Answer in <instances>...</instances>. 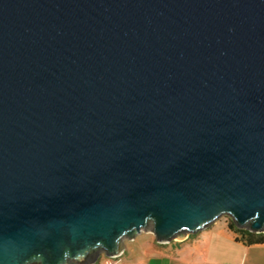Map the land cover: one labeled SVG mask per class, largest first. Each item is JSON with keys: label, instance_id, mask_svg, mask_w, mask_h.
<instances>
[{"label": "water", "instance_id": "water-1", "mask_svg": "<svg viewBox=\"0 0 264 264\" xmlns=\"http://www.w3.org/2000/svg\"><path fill=\"white\" fill-rule=\"evenodd\" d=\"M222 216L264 233V0H0V264Z\"/></svg>", "mask_w": 264, "mask_h": 264}, {"label": "crops", "instance_id": "crops-1", "mask_svg": "<svg viewBox=\"0 0 264 264\" xmlns=\"http://www.w3.org/2000/svg\"><path fill=\"white\" fill-rule=\"evenodd\" d=\"M151 239L127 241L120 255H102L94 264H264V244L237 242L225 226L209 227L176 250L169 243L158 244L153 236Z\"/></svg>", "mask_w": 264, "mask_h": 264}, {"label": "trees", "instance_id": "trees-1", "mask_svg": "<svg viewBox=\"0 0 264 264\" xmlns=\"http://www.w3.org/2000/svg\"><path fill=\"white\" fill-rule=\"evenodd\" d=\"M226 227L234 234L237 242L245 245L264 244V233H253L246 229L237 228L230 218H228Z\"/></svg>", "mask_w": 264, "mask_h": 264}, {"label": "rangeland", "instance_id": "rangeland-1", "mask_svg": "<svg viewBox=\"0 0 264 264\" xmlns=\"http://www.w3.org/2000/svg\"><path fill=\"white\" fill-rule=\"evenodd\" d=\"M228 216H222L220 217L217 222H215L214 224H212L210 227H214V226H225L227 225V222H228ZM202 232H199L197 234H189L187 236H185L183 239H175V240H172L171 242H169V246H172L174 250L176 249H180L182 247H184L186 244H190L194 239H196V237L198 235H200ZM137 238V242H140V241H145V240H149V241H152V235L149 234V233H141L139 234L138 236H136L134 238V240ZM127 242V241H126ZM129 243V242H127Z\"/></svg>", "mask_w": 264, "mask_h": 264}]
</instances>
